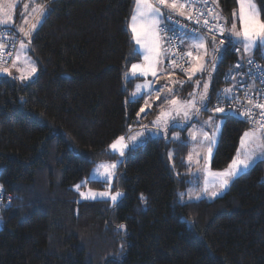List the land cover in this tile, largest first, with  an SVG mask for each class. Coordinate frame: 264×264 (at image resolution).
Returning a JSON list of instances; mask_svg holds the SVG:
<instances>
[{
	"label": "trees",
	"instance_id": "obj_1",
	"mask_svg": "<svg viewBox=\"0 0 264 264\" xmlns=\"http://www.w3.org/2000/svg\"><path fill=\"white\" fill-rule=\"evenodd\" d=\"M36 1L48 4L29 39L36 76L21 82L0 75V183L14 194L0 210V264H264V160L220 196L179 201L178 190L189 183V144L147 138L117 166L113 185L122 195L115 204L76 200L72 187L94 163L113 159L106 147L140 124L144 97L126 103L133 78L124 77L138 59L129 58L133 0ZM254 1L264 20V0ZM236 6L213 5L226 27ZM253 57L264 63L257 52ZM235 58L228 46L210 73L208 106L215 107ZM179 75L185 84L178 91L186 92L193 79ZM223 119L214 170L229 164L250 127L240 117ZM88 186L102 188L91 180Z\"/></svg>",
	"mask_w": 264,
	"mask_h": 264
},
{
	"label": "snow or ice",
	"instance_id": "obj_2",
	"mask_svg": "<svg viewBox=\"0 0 264 264\" xmlns=\"http://www.w3.org/2000/svg\"><path fill=\"white\" fill-rule=\"evenodd\" d=\"M208 2L209 0H183V2L181 0H134V8L128 22V27L132 34V40L139 47L133 46L132 51L129 53V58L142 54L144 63H134L131 65V78L138 79L139 76L147 77L151 73L154 80H146L143 84H138L136 90L129 94L126 103L135 104L142 96H151L153 91L152 85L155 83V80L159 79L158 73L163 71L160 65L163 64L165 58L170 61L173 70L180 68L188 76V80L191 81L197 73L202 74L207 71L209 57L211 58L212 68L221 63L224 58L225 49L228 46H231L237 53H240L241 63L235 65V68L237 70L243 68L246 61L249 70L243 75L251 77L258 71L261 74L259 78L264 82V67L256 65L254 71L253 65L255 61L249 55L255 48L264 46V20L260 18L261 10L257 8L253 0H236L239 5L240 27L238 28L235 22L237 12L234 10L231 28H227L224 24L220 23L224 18L221 13L215 11V8L204 11L199 7L202 4L206 8ZM211 2L213 5L216 4V0H211ZM161 6H163V9L168 10L167 13L162 10ZM32 11L36 13V22L32 23L27 31H25L24 27L18 28V31L22 33L24 38L30 37L32 31L46 17L48 4H38ZM0 13H3L4 17L0 19V75H7L13 79H19L21 82L27 81L37 71L35 62L25 54L28 44L21 39L17 47L15 33L5 37L4 32L11 26L13 18L7 12H4L3 9H0ZM176 16L185 17L187 20L194 19L195 24H202V27L189 29L186 24H180L179 20L175 18ZM169 21L171 23H168ZM25 23H27V17H25ZM204 29H207L206 34H202ZM165 32H171L172 35L165 36L163 35ZM216 33L224 36V39H221L218 44L216 43ZM208 36L212 37L210 45L207 42ZM6 40H10L11 44H7ZM225 41H227V44ZM185 45L187 46V51L183 53L175 51L176 48H183ZM237 45L240 47H236ZM173 56H178L180 61L188 63L190 67L184 68L181 63L173 59ZM8 60L12 61L11 68H14L19 75L14 76L10 67L5 66ZM21 64L27 67L22 68L20 67ZM209 77L211 79V74H209ZM226 79L235 81L236 77L226 74ZM125 80L130 82L128 72L125 73ZM171 82L180 85L185 83V81L180 80H172ZM201 83H203V90L199 92L197 97V89ZM249 90H255L254 84L244 89V98L247 100V106L242 111H233L232 106L227 109L220 106L209 109L208 105L212 97L209 92L208 80H197L196 88L189 94L190 98L185 100H179L175 97L174 93L176 90L173 87L166 86L160 88L155 99L167 100L168 96H172V99L167 101L166 107L160 108L156 119L151 122L153 128L141 125V130L135 135L129 136L128 142H123L125 140L124 137L117 138L116 141L109 145L112 151L108 154L114 155L119 151V157L111 162L97 164L95 169L89 174L88 180L104 183L106 184V189L99 192L91 188L87 191H80L81 186L85 183L84 181L81 184L74 185V188L79 192L81 199L110 198L113 204H115L122 193L119 191L112 192L111 188L113 181L119 179L116 171L117 166L121 163V158L125 156L124 150L128 148L129 142L135 147L137 145V137L146 139L145 133H153L167 141L169 139L168 132L173 127H180L183 130V127L187 126L185 122H190L194 116L198 118L201 111H210L213 115H210L207 120L199 121V129H196L194 125L193 129L189 130L191 142L208 145L209 157L213 156V148L217 144L219 136L222 135V128L226 122L224 119L217 122L215 119L216 113H227L228 115L238 116L249 124L255 125V127L246 130L241 135L237 155L233 157L228 167L221 172L212 173L214 177L218 178L216 190L209 191L205 187L199 192L189 193V197L195 199H199L201 195L216 197L218 192L224 190L241 172L251 168L258 160H264V104L254 103ZM221 91L223 92V97H221L219 92L216 96L218 105L228 100H232L236 104L240 103V97L234 94L232 88H226ZM152 106V103L146 100L144 106L137 112V117H140L141 113H145L146 109H151ZM257 108L260 109L258 120L255 115ZM205 127L213 129L211 134L203 130ZM171 140L178 142L180 146L189 143V140L181 138L179 133H174L171 136ZM253 141L255 142L253 143ZM195 155L197 157L195 163L198 164L200 153L196 152ZM171 158L172 153L170 152L169 159ZM192 163L190 155V174ZM0 190H2V186H0ZM183 198V194H181L180 199L183 200ZM140 199L143 201L145 198L141 195ZM119 227L123 228L124 226L120 225ZM121 247L123 248V245Z\"/></svg>",
	"mask_w": 264,
	"mask_h": 264
},
{
	"label": "rangeland",
	"instance_id": "obj_3",
	"mask_svg": "<svg viewBox=\"0 0 264 264\" xmlns=\"http://www.w3.org/2000/svg\"><path fill=\"white\" fill-rule=\"evenodd\" d=\"M253 2L255 3L254 0H253ZM18 4H19V5H18ZM38 4H41V2H40V1L37 2L36 0H0V9H3L4 12H7V14H9V15L12 16L13 19H12L11 26H13V27H15V28L18 29L19 27H23V26L25 25V26H24V29H25V31H27V30L30 28V25H31L32 23H35V22H36V21H35L36 13L33 12L32 9H33L36 5H38ZM255 4H256V3H255ZM17 5H18L19 7H17V8L15 9V7H16ZM26 5H27V7H26ZM236 5H237V6H236L237 16H236V18H235V22L237 23V27L239 28V27H240V24H239V5L237 4V2H236ZM256 6H257V5H256ZM133 8H134V0H133L132 10H131V15H132V12H133ZM257 8H258V7H257ZM131 15H130V17H131ZM16 16H19V20H18V19L16 20ZM25 17H27V23H25ZM2 18H4V17H3V13H0V19H2ZM129 19H130V18H129ZM232 22H233V20L228 24V27H227V28H231ZM26 24H27V25H26ZM129 30H130V29H129ZM33 32H34V30L32 31V33H33ZM130 33H131V31H130ZM131 36H132V34H131ZM30 37H31V36H30ZM30 37H28V38H24V37H23L24 42H25L26 44H28V47H27V49L25 50V54H26L28 57H31L30 52H29V39H30ZM133 42H134V45H135V41H134V40H133ZM207 42H208L209 45H210V41L208 40ZM216 43L218 44L219 42H216ZM135 46H136V47H139L138 45H135ZM238 46H239V45H238ZM184 48H185V51H187V46H186V45L184 46ZM209 50H210V47H209ZM256 52L258 53V55H259V56L263 59V61H264V46H259V47L255 48V49H254L249 55H253V56H254ZM194 55H195V53H194ZM22 58H23V57H22ZM31 60H32L33 62H35L34 59H33L32 57H31ZM134 63H135V64H143V63H144L143 55H142V54H141V55H138V59L135 60L134 62H132V63L129 65V68H128V70H127L126 72L129 73V77H130V78H131V73H130L131 65L134 64ZM167 66L170 68V69H168L169 71L166 70V67H167ZM20 67H22V68H26L27 66L24 65V64H21ZM35 67H36V64H35ZM188 67H190L189 64L187 65L186 68H188ZM160 68H161L163 71L158 73L159 79H158V80H155V83H157L158 85H160V86H159V90H157V91L159 92V91H160V88H162V87H166V86H167V87H173V88H175L176 91H175L174 95L179 94V93H178V92H179L178 90H179L181 87L183 88V85H184L185 83H184L183 85H180V84H173L171 81H172V80H180V81H181V79H182L183 77L180 78V76H178V75L175 73L176 70H173V69H172L171 63H170V61H169L167 58L164 59L163 64L160 65ZM36 69H37V68H36ZM10 70L13 72V75H14V76L19 75V73H17L16 70H15L14 68H11V66H10ZM212 71H213V68L211 67V58L209 57V58H208V69H207V71H205V72L202 73V74H201V73H197V74L194 76L193 80H192V86H191V88H189V90L186 92V94L183 93V92H181V94H179L180 96L177 95L176 98H178L179 100L189 99V98H190L189 94L193 92L194 88H196V81H197V80H208L209 83H210V77H209V74H210ZM126 72H125V73H126ZM36 73H37V71H36ZM36 73L33 74V76H32L29 80L33 79V78L36 76ZM138 75H139V74H138ZM185 75H186V74L184 73V76H185ZM124 77H125V74H124ZM186 78H188L187 75H186ZM146 80H147V81H153V80H154V78L152 77L151 73H149V74L147 75V77H145V76H139L138 79H137V78H133L132 89H131L130 93H132V92H134V91L136 90V86H137L138 84H143ZM27 81H28V80H27ZM152 88H154L153 85H152ZM202 90H203V83H201V84L199 85V88L197 89V97H198V95H199V92L202 91ZM181 91H182V89H181ZM158 92H157V93H158ZM142 97H144V98H145V97H146V98H149L150 96H148V95H144V96H142ZM170 98L172 99V96H168V97H167V99H170ZM171 99H170V100H171ZM163 100H164V99H163ZM166 106H167V104H165L164 107H166ZM197 106H198V105H197ZM208 107H209V109L213 108V107H211V106H208ZM159 111H160V110H159ZM158 114H159V113H158ZM224 114H227V113H216V114H215V119H216V121L218 122L219 120L223 119V115H224ZM210 115H213V113L210 112V111H209V112L201 111L200 114H199V117H198V118L194 116L193 119H192L190 122H185L187 126H186V127H183V130H181L180 127H173V128L168 132V134H169L168 137H170V138H171V136H172L174 133H179L180 136H181V138L184 137L183 139H185V140H189V143H188V144H189V150H188V153H187V155H186V162H187V165H188V169H187L186 172H187V180L189 181V183H188V185H187L185 188L178 190V192H177V199H178L179 201H193V200H198V199H195V198H190V197H189V193H190V192H192V193L199 192V191H201L204 187H209V188H208L209 191H215L216 188L218 187V178H217V177H214V176L212 175V173L221 172V171H223L224 169H226V168L228 167V165L231 163L233 157L237 155V148L240 147V137H241V135H242L246 130L252 128V127H246V128L244 129V131L241 133V135H240V137H239V139H238V143H237V146H236L235 152H234L232 158L230 159L229 164H228L225 168H223V169H221V170H214V169H212L211 166H210L211 158H212V157H209V156H208V145H207V144H203V145H201V144H199V142H195V143H193V142H191V138H190V136H189V130H190V129H193V126H194V125H195L196 129H199V128H200L199 121L207 120L208 117H209ZM236 117H238V116H236ZM155 119H156V118H155ZM151 122H152V121L150 120V123H149V124H142V123H140V124H135L134 127H133V128L130 127V128L128 129V131H127L125 134H121L120 136L116 137L113 141H111L109 145H111V144H112L114 141H116L117 138H119V137H124L125 140H124L123 142H128V137L131 136V135H135L137 132H139V131L141 130V125H146V126H148L149 128H153V125H152ZM203 130L206 131V132H209V134H211V132L213 131V129L208 128V127H205ZM153 131H155V129H153ZM182 136H183V137H182ZM145 137H146V139H147V138H153V137H157V136L154 135L153 133H145ZM219 137H220V136H219ZM146 139L141 138V137H137V145H138V144H142V143H144ZM218 140H219V138H218ZM123 142H122V143H123ZM254 142H255V141H253V143H254ZM109 145L106 147V151H107V152H111V151H112V150L109 148ZM216 145H217V144H216ZM216 145H215V147H216ZM215 147L213 148V153H214ZM118 148H119V145H118ZM129 148H133V144H132L131 142H129V144H128V148H126V149L124 150L125 153H126V151H127ZM170 152H171V150L168 149V151H167L168 159H169V153H170ZM196 152H199V153H200L199 163H198V164L195 163V161H196V159H197V157H196V155H195ZM171 153H172V152H171ZM190 155H191V158H192V161H193V163H192V165H191V169H192L191 174H190V172H189V156H190ZM117 157H119V151H117V152L114 154V158H113V159L105 160V161H99V162L94 163V164L92 165V167H91L89 173H88L86 176L82 177V178H81V179H80L75 185H77V184H81V182L84 181L85 183L81 186L80 191H87L89 188H91V189H93V190H95V191H98V192H99V191H104V190L106 189V184H104V183H101V184H102V188L88 186V177H89V174L95 169V167L97 166V164L102 163V162H111V161H114V160L117 159ZM122 158H123V157H122ZM122 158H121V160H122ZM196 174L200 176V178H198V180H197V177H195ZM230 183H231V182H230ZM228 186H229V185H228ZM228 186H227L224 190L218 192L217 196L222 195V194L224 193V191L227 190ZM72 189H73V191L76 193V194H75V195H76V197H75L76 200H77V201H83L84 199H81V198H80L79 192L74 188V186L72 187ZM111 191H112V192H116V191L121 192L119 189H116V188L114 187V185L112 186ZM181 194H183V197H184L183 200L180 199ZM217 196H216V197H217ZM202 197H206V196H205V195H201V197H200L199 199H201ZM209 197H210V196H209ZM120 198H121V196L118 198V200H119ZM212 199H213V197H212ZM89 200H91V199H89ZM95 200L109 201L110 203H113V202L111 201L110 198H107V199H100V198H98V199H95ZM118 200H117V201H118Z\"/></svg>",
	"mask_w": 264,
	"mask_h": 264
},
{
	"label": "built area",
	"instance_id": "obj_4",
	"mask_svg": "<svg viewBox=\"0 0 264 264\" xmlns=\"http://www.w3.org/2000/svg\"><path fill=\"white\" fill-rule=\"evenodd\" d=\"M181 2H183V0H181ZM161 7H162V10L165 11V13H167L168 10L163 9V6H161ZM199 7L202 10L207 11V9L213 8V4H212L211 0H209L206 8H204V6L202 4ZM175 18L179 20L180 24H186L189 29H191L193 27H196V28L202 27V24L201 25L195 24L194 19L193 20H187L185 17H180V16H176ZM168 23H171V22L169 21ZM220 23L225 25L223 20H221ZM13 33H15L16 44L18 47L19 41L23 38L22 33H20L18 30L8 28V30H6L4 32V35H5V37H8V36H11ZM206 33H207V29H204L202 34H206ZM163 35L171 36L172 33L171 32H165V33H163ZM208 38L212 39L211 36H208ZM221 39H224V36L220 35L219 33H216V41L219 42ZM225 42L227 43V41H225ZM6 43L10 45L11 41L6 40ZM236 47H240V46L237 45ZM175 51L177 53L185 52V51L181 50V48H176ZM232 52L236 55V58L231 63V66L229 67V69L226 70L225 74L223 75V77H222L223 84L221 85L218 92L220 93L221 97H223V92L221 90L226 89V88H232L234 94L240 97V103L236 104L234 101L228 100V101H224L218 105L217 99H216L217 94H216L215 97L213 98V104L215 105V107L220 106V107H224L225 109L232 106L233 111H242L247 106V100L244 98V89H247L249 85H253V84L255 86V90H249L251 98L253 99V102L264 104V82H262L261 79L259 78L261 76V74L257 71V72H255L254 76H251V77L244 76L243 74L248 72V70H249L248 65L245 61L244 67L237 70L235 68V65H237L238 63H241L240 53H237L234 48H232ZM250 57L255 61V64L253 65L254 71H255L256 65L264 67V63L260 62L259 60H257L253 56H250ZM173 59H176L178 63H181L183 65V67L186 68L187 63L180 61L178 56H173ZM11 64H12V61L8 60L5 66L10 67ZM176 70H177V75L180 76V78H182L181 75H179V74L182 73L183 71H181L180 68H176ZM226 74H230L231 76L236 77V80L234 81L232 79H226ZM181 81H185V79L182 78ZM259 112H260V109L257 108L255 110V115H256L257 120L259 119ZM243 121L247 125H249L250 127H255V125H251L245 120H243ZM261 181L264 183V169H263V172L261 175ZM0 186H2L1 183H0ZM13 198H14V194L6 191L4 189V187L2 186V190H0V210L8 208L9 205L11 204Z\"/></svg>",
	"mask_w": 264,
	"mask_h": 264
},
{
	"label": "crops",
	"instance_id": "obj_5",
	"mask_svg": "<svg viewBox=\"0 0 264 264\" xmlns=\"http://www.w3.org/2000/svg\"><path fill=\"white\" fill-rule=\"evenodd\" d=\"M19 5V4H18ZM16 6L15 7V9L17 8V7H19V6ZM19 20V19H18ZM27 25V24H26ZM25 26V25H24ZM23 26V27H24ZM168 69H170V68H168V66L166 67V70L167 71H169ZM132 79V78H131ZM153 86H154V88H153V91H152V93H151V96L149 97V98H144L143 99V102H142V105L140 106V108L142 107V106H144V104H145V101L146 100H149L151 103H152V105H156L155 106V110L153 111V113L151 114V116H146V113L148 112V111H150L152 108H153V106H152V108L151 109H146V112L145 113H141V115H140V117H137V119L136 120H138L139 121V123H142V124H149L150 123V120L151 121H153V120H155V118L157 117V115H158V113H159V110H160V108L161 107H164L165 106V104H167V101L168 100H170V99H159V100H157V99H155V97H156V94H157V90H159V86L160 85H158L157 83H154L153 84ZM188 91V90H187ZM186 91V92H187ZM186 92H183V93H185L186 94ZM179 94H181L180 92H178ZM179 94H176L175 95V97H177V95L178 96H180ZM139 108V109H140ZM139 111V110H138ZM221 170V169H220ZM195 177H197V178H200V176L199 175H197L196 174V176ZM205 188V187H204ZM207 188H209V187H207ZM206 197H202V198H206V199H212V197H209V196H207V195H205Z\"/></svg>",
	"mask_w": 264,
	"mask_h": 264
}]
</instances>
